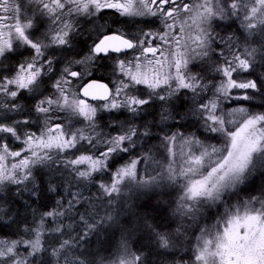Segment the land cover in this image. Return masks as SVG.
I'll use <instances>...</instances> for the list:
<instances>
[{
    "label": "snow or ice",
    "instance_id": "6c2138e0",
    "mask_svg": "<svg viewBox=\"0 0 264 264\" xmlns=\"http://www.w3.org/2000/svg\"><path fill=\"white\" fill-rule=\"evenodd\" d=\"M258 107L264 0H0V264H264Z\"/></svg>",
    "mask_w": 264,
    "mask_h": 264
},
{
    "label": "trees",
    "instance_id": "16d2710c",
    "mask_svg": "<svg viewBox=\"0 0 264 264\" xmlns=\"http://www.w3.org/2000/svg\"><path fill=\"white\" fill-rule=\"evenodd\" d=\"M105 21H107L108 22V25L111 26V17L108 16V15H106V14L103 15L102 19L100 20V23L101 24H104ZM110 29H112V26H111V28H109V27L106 26L105 27V32H108ZM94 36H95V33H93V37ZM112 62H113V59L112 60L102 59L99 62L100 66L97 69H94L93 70V74H92V76L90 78L101 79V80H104V81L110 83V81H112L111 78L113 76L112 71H111L112 66H113V63ZM238 103L247 104L248 102L225 103L224 107L226 109H229L231 107L237 106ZM253 111H257V112L264 111V108H259V107L258 108H254ZM101 116H105L106 117L107 114L106 113H101ZM105 122H106V120H103V119L100 120V124H101V127H102L101 130L103 131V133L104 132H107V131H110V129H106V128L103 127L104 124H105ZM212 142H216V141H212ZM18 146H19L18 144L13 145V147H17V148H18ZM213 211H215V210H213ZM137 238L138 237H133L132 238V241H131V243H132V245H133L134 248H135V243H136V239ZM91 247H92V249L94 251H100L101 255H107L108 254L107 252L101 251L100 245L95 242V239H93V243H92Z\"/></svg>",
    "mask_w": 264,
    "mask_h": 264
},
{
    "label": "flooded vegetation",
    "instance_id": "af4514ba",
    "mask_svg": "<svg viewBox=\"0 0 264 264\" xmlns=\"http://www.w3.org/2000/svg\"><path fill=\"white\" fill-rule=\"evenodd\" d=\"M106 15L110 16L111 17V26H112V29H110L109 31H115L117 27H119V25H113L112 24V21L115 19V16L112 14V13H106ZM108 31V32H109ZM107 33V32H106ZM113 55V61L115 60V54H112ZM132 52H129L127 54V56H124L123 58L125 59H128V58H131L132 57ZM113 63V62H112ZM111 87H112V82H107Z\"/></svg>",
    "mask_w": 264,
    "mask_h": 264
},
{
    "label": "rangeland",
    "instance_id": "374dc122",
    "mask_svg": "<svg viewBox=\"0 0 264 264\" xmlns=\"http://www.w3.org/2000/svg\"><path fill=\"white\" fill-rule=\"evenodd\" d=\"M131 58H132V57H131ZM131 58H128V59H131ZM114 61H115V60H114ZM114 61H113V64H114ZM108 62H109V61H108ZM112 78L114 79V76H112ZM112 78H111V80H113ZM110 82H112V81H110ZM112 86H113V85H112ZM91 103H96V102H91ZM100 115H101V114H100ZM100 125H101V124H100ZM101 128H102V127L100 126L99 128H97L96 131L99 132V133H101V135H103V131L101 130ZM19 146H20V145H19ZM19 146H18V147H19ZM209 222H210V223L214 222V219L211 220V221H209Z\"/></svg>",
    "mask_w": 264,
    "mask_h": 264
},
{
    "label": "water",
    "instance_id": "95a60500",
    "mask_svg": "<svg viewBox=\"0 0 264 264\" xmlns=\"http://www.w3.org/2000/svg\"><path fill=\"white\" fill-rule=\"evenodd\" d=\"M94 79V78H93ZM94 80H97L98 82L100 83H104V84H108L106 81H103L101 79H94ZM108 86L110 87V85L108 84ZM90 102H94V101H90Z\"/></svg>",
    "mask_w": 264,
    "mask_h": 264
}]
</instances>
